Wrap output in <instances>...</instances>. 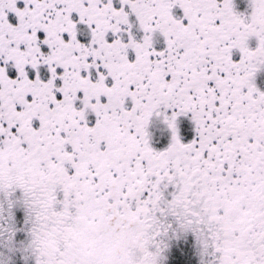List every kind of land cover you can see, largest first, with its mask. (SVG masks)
I'll use <instances>...</instances> for the list:
<instances>
[{"label": "snow or ice", "instance_id": "6c2138e0", "mask_svg": "<svg viewBox=\"0 0 264 264\" xmlns=\"http://www.w3.org/2000/svg\"><path fill=\"white\" fill-rule=\"evenodd\" d=\"M0 264H264V0H0Z\"/></svg>", "mask_w": 264, "mask_h": 264}]
</instances>
